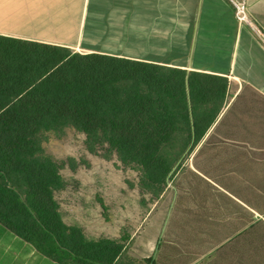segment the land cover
Returning <instances> with one entry per match:
<instances>
[{
	"label": "trees",
	"instance_id": "16d2710c",
	"mask_svg": "<svg viewBox=\"0 0 264 264\" xmlns=\"http://www.w3.org/2000/svg\"><path fill=\"white\" fill-rule=\"evenodd\" d=\"M227 86L220 76L0 35V223L57 264H117L120 244L89 241L64 223L55 197L61 167L44 144L81 133L91 153L107 150L103 157L137 168L141 193L159 199L216 119ZM217 155L201 147L182 173L155 264H191L221 240L210 225L219 206L236 202L222 190L234 194V180Z\"/></svg>",
	"mask_w": 264,
	"mask_h": 264
},
{
	"label": "crops",
	"instance_id": "0c3cea01",
	"mask_svg": "<svg viewBox=\"0 0 264 264\" xmlns=\"http://www.w3.org/2000/svg\"><path fill=\"white\" fill-rule=\"evenodd\" d=\"M246 4L264 34V0ZM0 35L226 78L196 152H218L236 204L217 208L210 227L221 240L191 264H264V43L233 0H0ZM0 264L57 263L0 223Z\"/></svg>",
	"mask_w": 264,
	"mask_h": 264
},
{
	"label": "rangeland",
	"instance_id": "374dc122",
	"mask_svg": "<svg viewBox=\"0 0 264 264\" xmlns=\"http://www.w3.org/2000/svg\"><path fill=\"white\" fill-rule=\"evenodd\" d=\"M45 152L61 167L64 187L55 194L68 227L80 229L89 241H113L123 247L117 264H155L159 243L167 238L176 184L189 167L196 149L176 165L159 199L139 190L140 173L110 158L91 153L85 136L67 130L62 137L50 135ZM264 230L259 231V252L264 253ZM154 258V263L148 259ZM201 264V263H198Z\"/></svg>",
	"mask_w": 264,
	"mask_h": 264
},
{
	"label": "built area",
	"instance_id": "2783aa9c",
	"mask_svg": "<svg viewBox=\"0 0 264 264\" xmlns=\"http://www.w3.org/2000/svg\"><path fill=\"white\" fill-rule=\"evenodd\" d=\"M233 5H234L235 15H236L237 20L240 23H247L250 26L254 27L255 30L258 31L259 37L264 43V34L255 27V25L253 24V22L248 16L246 0H238V1L233 0Z\"/></svg>",
	"mask_w": 264,
	"mask_h": 264
}]
</instances>
